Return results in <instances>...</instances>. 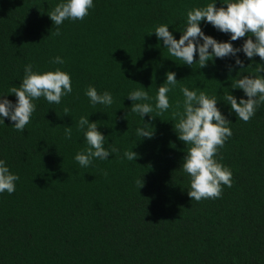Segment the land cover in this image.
<instances>
[{"label": "trees", "instance_id": "1", "mask_svg": "<svg viewBox=\"0 0 264 264\" xmlns=\"http://www.w3.org/2000/svg\"><path fill=\"white\" fill-rule=\"evenodd\" d=\"M60 2L0 0V98L16 102L9 89L19 86L28 64L38 73L59 68L72 86L60 104L33 100L23 132L7 118L0 123V160L19 176L12 194L0 193V264H264V103L246 123L224 100L247 99L232 87L242 75H258L255 64L264 62L241 51V69L232 56L190 67L163 48L155 27L167 25L179 39L187 12L214 0H93L83 20H65L55 36L47 12ZM199 26L234 48L245 39L231 41L204 21ZM57 56L63 64L51 63ZM169 71L178 80L168 93L172 107L151 119L132 113L126 96L143 86L154 107ZM89 86L110 92L112 105L93 106L84 94ZM182 86L215 96L230 121L232 135L216 159L231 170L232 186H222L217 199L197 202L187 194L190 177L181 165L188 146L172 117ZM82 116L97 123L105 148L119 150L86 168L74 159L87 148L77 126ZM143 122L154 128L151 139L136 135ZM125 150L137 159H124Z\"/></svg>", "mask_w": 264, "mask_h": 264}, {"label": "clouds", "instance_id": "2", "mask_svg": "<svg viewBox=\"0 0 264 264\" xmlns=\"http://www.w3.org/2000/svg\"><path fill=\"white\" fill-rule=\"evenodd\" d=\"M226 6L216 7L215 0L202 8H194L187 12V23L179 39H175L168 30L167 25H159L153 31L157 40L163 41L170 56L175 57L183 64L192 66L199 64V68L207 66L213 58L236 57L235 65L244 68L243 61L237 57L243 52L251 60L258 56L264 62V0H224ZM93 0H62L47 12L49 19L56 26L55 36L61 35L59 26L65 20H83L89 9L93 8ZM211 24L218 31L230 34V40L236 41L245 38L239 48H234L230 42H218L211 36L205 35L199 26L200 22ZM151 32L148 35H151ZM202 41V43H201ZM198 55V60L195 57ZM53 64H63L61 57H54ZM33 66L24 67V77L19 86L9 89L14 94L16 102L0 98V123L4 118L13 122L12 126L18 132H23L30 123L35 104L33 100L43 97L49 104H60L64 96L72 93L71 77L68 73L57 68L55 71L43 73L34 72ZM232 68L229 67L231 72ZM254 72L258 75H242L233 85V89H241L247 99L237 98L231 94L224 97L230 110L244 122H248L256 113L257 108L264 103V63L255 64ZM166 80L158 87L155 97V106L146 101L152 97L144 87L131 91L126 97L133 103L130 111L141 116L154 118L150 114L157 112V117L167 111L172 105L168 93L176 87L178 80L174 72L165 73ZM180 91L184 97L183 102L177 101L172 117L176 120L175 133L177 138L187 145L186 155L183 157L182 170L190 177V190L187 192L191 200L197 202L202 199L220 198L222 186H232V172L216 159L218 149L224 146L225 141L231 137L232 131L227 126L230 121L217 108L215 96L209 97L204 92L197 93L182 86ZM95 106L97 104L111 106L112 94L108 91L98 93L95 87L89 86L84 93ZM6 96V95H4ZM0 96V97H4ZM70 109L64 108V115ZM59 126V125H57ZM78 129L83 132L87 148L78 152L74 159L81 167H88L94 159L105 160L119 150L115 146L105 148V136L98 131L96 122H89L87 117H80ZM65 138L71 139V126L64 127ZM139 140L151 139L154 128L149 123L135 129ZM138 154L132 150H125L123 158L135 161ZM19 176L12 174L4 160H0V193L12 194L16 188ZM143 180H138L139 188Z\"/></svg>", "mask_w": 264, "mask_h": 264}]
</instances>
